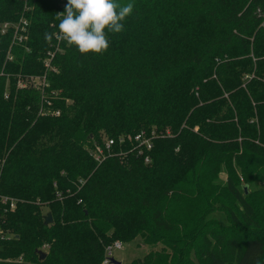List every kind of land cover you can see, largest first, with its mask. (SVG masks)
I'll list each match as a JSON object with an SVG mask.
<instances>
[{
  "label": "trees",
  "instance_id": "trees-1",
  "mask_svg": "<svg viewBox=\"0 0 264 264\" xmlns=\"http://www.w3.org/2000/svg\"><path fill=\"white\" fill-rule=\"evenodd\" d=\"M65 3L0 0V264H102L137 238L151 251L131 264H264L262 219L234 167L247 184L264 178V0H134L102 56L45 41ZM140 131L152 163L90 156L103 134L126 139L118 152Z\"/></svg>",
  "mask_w": 264,
  "mask_h": 264
},
{
  "label": "clouds",
  "instance_id": "clouds-1",
  "mask_svg": "<svg viewBox=\"0 0 264 264\" xmlns=\"http://www.w3.org/2000/svg\"><path fill=\"white\" fill-rule=\"evenodd\" d=\"M134 7L120 0H66L64 10L56 14L58 31H46L44 39L51 42L55 38L81 55L102 56L110 47L109 33L124 30Z\"/></svg>",
  "mask_w": 264,
  "mask_h": 264
},
{
  "label": "built area",
  "instance_id": "built-area-1",
  "mask_svg": "<svg viewBox=\"0 0 264 264\" xmlns=\"http://www.w3.org/2000/svg\"><path fill=\"white\" fill-rule=\"evenodd\" d=\"M19 1L27 3L30 0H19ZM26 10H29V8L26 7ZM11 25L12 24L9 23L4 24L2 28V33L6 34L9 31ZM27 26H28V22L25 19L19 21V23L15 27V35H14L15 42L19 44L24 43ZM262 26H264V23L262 24ZM8 58L10 60H13V56L11 54H9ZM247 78H249V76H247ZM57 115H59V112H57ZM128 140L134 146V148L129 151H125L122 148L120 149V151L118 152L116 151V148L119 144L126 142L125 138H121L119 141L114 138H107L105 141L101 143H94L93 147L90 149V156L98 165H101L103 162L113 157L120 158V161L122 163H127L128 155L131 152L135 154L138 158L143 159L145 164L152 163L151 152L153 151L154 145H153L152 136H150V134H148L146 131H140L136 135H134L133 138H130ZM54 188L57 189L56 198L62 200L63 194L62 192L58 191L57 183H54ZM1 202L4 205L10 206L11 209H14L16 207L15 201L9 199L8 197H1ZM79 203H82V201H79ZM0 239L7 241L9 240L4 236V232L1 230H0ZM122 248H123V243L121 241H115L114 243L109 245L105 250V258L103 263L111 264L110 259L114 258L115 251L121 250Z\"/></svg>",
  "mask_w": 264,
  "mask_h": 264
},
{
  "label": "rangeland",
  "instance_id": "rangeland-1",
  "mask_svg": "<svg viewBox=\"0 0 264 264\" xmlns=\"http://www.w3.org/2000/svg\"><path fill=\"white\" fill-rule=\"evenodd\" d=\"M121 1L124 3H128V2H133L134 0H121ZM48 56H50V52L48 53ZM50 63H51L50 60H47V64H46L47 68L49 67ZM2 75L3 74L1 73L0 78L2 77ZM36 80H39V78H36ZM102 138L103 141H105L108 138L107 134H103ZM234 167L238 172V176H239L236 182L238 183L239 189L241 190L243 196L246 195L244 194V191L243 189H241L240 185L249 186L248 188L249 195H247L246 197H249L251 199V203L255 206L260 219H262L263 230L261 231L264 233V178L261 179L260 181H251L250 183L247 184V180L242 175L244 171L238 168L237 165H235ZM227 179H228V170L226 169L225 166H222L220 173L218 175L217 183L223 189H225ZM220 199L226 204L233 206L236 209L240 208L239 203L235 199H233L225 190H222ZM189 217H191V215ZM209 219L216 220L219 223V225L222 227L229 225L227 217L221 212H217L215 214L210 215ZM44 248L47 249V247ZM160 248H162V245H158L157 249ZM149 251H151V248L144 245L142 238H137L130 243L123 242V248L121 250L115 251L114 259L122 264H131L134 260L143 259L149 253Z\"/></svg>",
  "mask_w": 264,
  "mask_h": 264
},
{
  "label": "water",
  "instance_id": "water-1",
  "mask_svg": "<svg viewBox=\"0 0 264 264\" xmlns=\"http://www.w3.org/2000/svg\"><path fill=\"white\" fill-rule=\"evenodd\" d=\"M248 188H249L248 186H244V191H245V194H246V195L249 194V189H248ZM51 223H53V217H52V214L49 213V214L46 216V218H45V224H46V225H49V224H51ZM38 253H39L40 260H44V259H46L47 254H46L45 252H43V251H39ZM110 263H111V264H122V263L116 261L114 258H111V259H110Z\"/></svg>",
  "mask_w": 264,
  "mask_h": 264
}]
</instances>
